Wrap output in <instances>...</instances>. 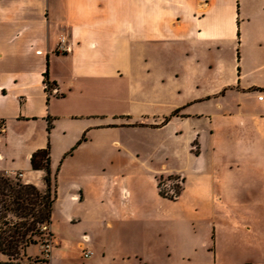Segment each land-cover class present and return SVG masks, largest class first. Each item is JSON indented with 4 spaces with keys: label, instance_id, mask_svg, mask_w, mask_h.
<instances>
[{
    "label": "crops",
    "instance_id": "1",
    "mask_svg": "<svg viewBox=\"0 0 264 264\" xmlns=\"http://www.w3.org/2000/svg\"><path fill=\"white\" fill-rule=\"evenodd\" d=\"M258 91L264 0H0V173L44 189L50 145V264H264ZM117 115L168 157L117 139Z\"/></svg>",
    "mask_w": 264,
    "mask_h": 264
},
{
    "label": "trees",
    "instance_id": "2",
    "mask_svg": "<svg viewBox=\"0 0 264 264\" xmlns=\"http://www.w3.org/2000/svg\"><path fill=\"white\" fill-rule=\"evenodd\" d=\"M47 85L51 86L48 82ZM48 90V87H47ZM50 145L39 149L31 156L34 170L45 172V188L23 182L19 177L0 173V252L11 262L29 245L42 238L41 226L50 225L57 200V178L50 167ZM177 177L168 176L169 182ZM171 194L163 189L162 177L158 178L159 192L163 197L176 199L181 192L179 183L169 185Z\"/></svg>",
    "mask_w": 264,
    "mask_h": 264
},
{
    "label": "rangeland",
    "instance_id": "3",
    "mask_svg": "<svg viewBox=\"0 0 264 264\" xmlns=\"http://www.w3.org/2000/svg\"><path fill=\"white\" fill-rule=\"evenodd\" d=\"M123 116H128V115H117L115 116L114 122L115 124H118L116 126H114L115 129H118L116 132V138L120 139V140H127L130 141L132 143V145H134L135 147H140V148H144L142 146V144L148 145V148H144V149H139L140 151H145V149L147 151H145L146 155H150L148 158H152L154 159V161H158L159 159H161L162 161L165 160L168 155H166V151L160 150L158 149L159 147V139H160V134L155 131V130H146V129H141L140 127H144L143 124H131L128 125L126 127H124L125 125H121L122 120H124L125 117ZM101 117H98V119H100ZM154 129V128H152ZM83 140V139H82ZM81 143V141H79L78 143H76L75 145L72 146L71 150L69 153L73 152L75 148H77V146ZM166 147L169 146L170 149L173 148V145H171V143L166 144ZM179 152L183 151L182 145H180L178 147ZM45 183V182H44ZM174 184V182H169L167 180L166 176H162V186L165 187L166 184L170 185V184ZM176 184V183H175ZM37 245L33 244V245H29L31 246L28 251L27 254H31L32 257H30V260L35 259L36 257H38L40 255V249H41V244L43 242V238L37 237ZM26 251V249H25ZM21 252V255L19 257L16 258V262H20L21 260H23L24 258H26L27 254L26 252Z\"/></svg>",
    "mask_w": 264,
    "mask_h": 264
},
{
    "label": "built area",
    "instance_id": "4",
    "mask_svg": "<svg viewBox=\"0 0 264 264\" xmlns=\"http://www.w3.org/2000/svg\"><path fill=\"white\" fill-rule=\"evenodd\" d=\"M57 50L61 53H69L72 51V45L70 44V42L66 37H62ZM47 87L50 93H58V89L56 86L51 85L49 87V85H46V88ZM258 99L264 102V91H258ZM5 130H6L5 121L4 119L0 118V137L4 134ZM17 177H20V174H18ZM169 188L170 187L168 184H166L165 187H163L164 190L172 194L173 191L170 190ZM41 232H42L43 242L41 244L40 255L35 259L30 260L29 264H50L51 249L53 246L50 225L48 223H44L41 226ZM83 241H88V237L86 235H84ZM91 254L92 252L90 250H85V249L83 250L84 257H90Z\"/></svg>",
    "mask_w": 264,
    "mask_h": 264
}]
</instances>
